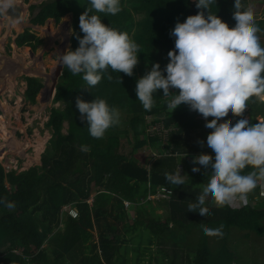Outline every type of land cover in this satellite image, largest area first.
Listing matches in <instances>:
<instances>
[{
	"label": "trees",
	"instance_id": "1",
	"mask_svg": "<svg viewBox=\"0 0 264 264\" xmlns=\"http://www.w3.org/2000/svg\"><path fill=\"white\" fill-rule=\"evenodd\" d=\"M88 7V0H48L39 5L29 4L28 9L33 12L37 8L35 13L29 14L33 25L42 26L50 20L46 28L40 27L50 39L54 36L50 33L53 27L48 28L52 19L61 28H69L70 46L74 50L78 40L73 30L83 36L79 16ZM121 9L116 15H98L105 24L120 31H131L130 38L139 45L141 52L131 76L109 69L112 79L104 76L90 89L84 87L80 75L73 76L66 67L56 87H48L37 77H23L25 100L35 104L39 96L48 101L45 105H50L45 126L51 130V138L40 156L39 166L7 172L0 163V198L15 205L12 209L0 205V245L7 242V247L0 252V264H140L145 250H150L152 244L160 253L153 258L155 264L186 261L188 264H238L236 253L227 244L229 231H237L243 238L264 235V196L256 205L252 202L259 186L248 194L247 204L240 208L217 207L208 201L204 207L211 212L210 216L200 218L197 213L187 211L188 204L196 202L208 179L202 166L200 171L193 172L187 159L208 152L206 137L211 130L205 127L206 119L186 104L171 112L167 107L170 97L163 96L162 89L154 93L155 104L150 111L137 99L136 73L140 71L144 75L149 71L156 56L163 60L161 69L165 68L169 61L167 53L174 48L171 30L177 21L183 22L188 15L200 11L195 0H121ZM210 10L233 27L230 22L235 21L234 0H216ZM204 11L207 15V10ZM136 15L140 18L136 19ZM256 23L264 29V19ZM34 39V33L26 29L13 42L18 47H28L33 53ZM34 54L33 60L37 61L39 54ZM170 91L179 92L171 88ZM78 96L85 101L103 98L110 106L126 113L129 131L116 132L118 125H115L103 138H93L87 121L81 119L76 108ZM56 103L63 106L54 107ZM243 113H248L251 120L257 116L264 120V104L252 98ZM227 119H234L230 123L234 124L239 117L230 113ZM223 122L218 121V124ZM64 123L67 124L65 133L62 132ZM149 124L161 126L159 130L148 132ZM121 134L127 145L132 142L128 155L120 151ZM81 145L88 146L89 151H81ZM50 146L52 151L48 153ZM145 146L151 153L148 156L143 153L140 163L133 151ZM183 167L184 185H169L166 174ZM243 171L253 169L246 167ZM92 187L95 193L92 203L88 204ZM163 187L169 195L155 199L166 209L161 216L154 212L152 201L145 200L144 204L140 200L160 192ZM262 187L264 189V179ZM123 200L133 204L135 217L130 224L122 225V232L130 236L129 241L134 242V237H138L131 247L125 245L123 252H119L120 235L115 230L110 231L112 224L107 219L126 221ZM66 205L74 206L75 217L62 209ZM221 225L219 241L211 248L209 235L203 229H217ZM105 231L110 233L104 236ZM142 240L146 242L144 245ZM167 242L173 247L170 251H165ZM43 244L47 247L42 248ZM130 250L135 252L133 259L127 257Z\"/></svg>",
	"mask_w": 264,
	"mask_h": 264
},
{
	"label": "clouds",
	"instance_id": "2",
	"mask_svg": "<svg viewBox=\"0 0 264 264\" xmlns=\"http://www.w3.org/2000/svg\"><path fill=\"white\" fill-rule=\"evenodd\" d=\"M88 3L90 7L79 16L83 36L73 30L78 47L73 50L69 46L59 53L58 64L73 76L80 75L84 87L90 89L104 76L112 79L109 69L131 76L141 51L127 32L103 23L98 15H116L122 10L121 0H88ZM213 4L216 5V0H195L200 11L188 15L183 22L177 21L171 30L174 48L167 53L169 61L165 68L162 70L159 62L153 63L137 80L135 89L146 111L155 104L154 93L162 89L163 96L170 97L167 107L171 112L183 103L206 119L205 127L211 130L206 137L208 152L193 157L192 171L198 172L202 166L208 179L196 202L187 207V211L197 213L200 218L211 215L204 207L208 201L217 207L240 208L231 204L235 199L247 204L248 194L264 179V120L249 124L248 119H241L250 99L264 104V45L258 35L264 30L256 23L250 7L242 10L241 0H234L233 27L211 12ZM15 5L14 0H0V14L8 15L7 10ZM170 88L178 89V94ZM76 108L81 119L87 121L89 134L96 139L103 138L120 121L119 111L103 98L85 101L78 96ZM230 113L239 120L234 124H230L234 119L218 124ZM80 150L87 152L89 148L81 145ZM246 167L253 171L245 173ZM165 178L175 187L185 182L180 168ZM122 203L126 211L133 210L131 202ZM0 205L15 207L3 198ZM222 227L203 231L209 235L222 234Z\"/></svg>",
	"mask_w": 264,
	"mask_h": 264
},
{
	"label": "rangeland",
	"instance_id": "3",
	"mask_svg": "<svg viewBox=\"0 0 264 264\" xmlns=\"http://www.w3.org/2000/svg\"><path fill=\"white\" fill-rule=\"evenodd\" d=\"M45 1L48 0H21V22L14 27L11 23H9V20L17 19L16 17H10V15L0 14V61L4 58L3 68L0 64V70H2L0 80V111L4 114L6 121V129L1 130L2 135L0 132V163L3 166L4 170H7V172L11 170L19 172L27 170L30 166L33 165L39 166L40 156L45 150L46 144L50 141L51 138V130L45 126L49 115L50 105H45L44 102L48 101L41 100V98H39L38 96V102L35 104H30L23 97V92L25 90L26 85L23 77L25 76H33L40 78L44 83H47L48 87L49 85H51V83L56 87L59 81L58 79L52 80V74L54 73L55 66L58 62L57 58L59 56L62 42L67 37V35H69V33L71 34V30L69 28H61V25H56L55 22L52 20L50 25H48V28L50 26L53 27L52 30L55 33L50 30V33L54 35L53 38L50 39L47 37L45 29L42 30L40 28H46V24L50 20L45 21L44 25L42 26H36L30 22L29 14L35 13L37 8H34L33 12L29 11V4L39 5ZM14 3L18 4L16 2ZM242 6L243 9L250 7L253 10L255 21L259 19H264V0H244ZM7 18L9 19L8 22H6ZM135 18L139 19L140 16L136 15ZM25 22L27 23L26 26H24ZM230 23L233 26L235 25V21ZM26 29H28L30 32H33L35 35V39L33 41L35 44V49L33 53H31L29 49L28 53L23 52L22 49H27L28 47H18L13 42L15 37ZM127 33L129 36H131V31H128ZM259 36L261 44L264 45V31H261V34ZM172 40L175 41V37ZM34 53L39 54L37 57V61H34L36 58V55ZM156 62H159L160 66L163 64V60L159 56H156L154 63ZM32 67H34L35 72H32ZM141 76H143V73H140V71H138L136 73V78L139 79ZM41 94L42 92L40 93V95ZM18 96H20V101H17ZM5 103L6 105L4 106ZM53 106L62 107L63 105H61L60 103H56ZM118 111L120 113V121L117 124L118 127L116 129V132H121L122 130L126 129L127 131H129L127 125V114L123 113L120 110ZM150 119L151 117L148 116L147 121L149 123ZM241 119H248L249 124H254L258 122V120H263L261 116H257L254 120H251V117L248 113L242 114ZM224 122H230V119L224 120ZM159 126L161 125L149 124L148 132L159 130ZM66 128L67 124L64 123L62 128L63 133L66 132ZM120 136L123 137L121 138L122 143L120 151L128 155L132 142L130 141V145H127L126 141L124 140L125 136L123 134H121ZM51 151L52 147L50 146L48 148V153H50ZM143 153L147 154L148 156L151 153L150 148L145 146L139 150L133 151V154L138 157L139 162V159L141 158V155ZM193 157L194 156H190L187 159V164H190V169H192L193 167ZM180 172L181 175H184V167L183 169H180ZM262 183L263 179L258 181V186L260 187V189L258 190V195L253 194V205H256V202L263 200L264 189L262 187ZM94 193V187H92V194H90V197L87 200L88 204L92 203ZM155 198V195L152 197H146L145 199H141L140 203H144L145 200L152 201L150 204L155 207L154 212L163 216L166 212V209L162 203L156 202ZM231 204L236 207L244 205V203L241 202L239 199L233 200ZM145 207H147V205H145ZM66 208V210H68L69 208H74V206L69 205L66 206ZM117 212L118 211L115 209L114 214H116ZM126 212V221L119 219L116 220L112 217H108L107 219L110 220L112 224L110 231L115 230V232L119 233L120 235L119 252H123L125 245L131 247L134 243H136L135 240L138 237V235L134 237V242L129 241L130 236H126V234H123L122 232V225L125 222L130 224L134 219L133 217H135L134 206L133 210H127ZM110 231H105L104 236H107ZM216 240L219 241V234H213L208 236V241L211 248L217 244ZM226 240L230 250L236 253V256L238 257L239 261L238 264H264V235L261 237L251 235L250 237L243 238L239 235L237 231L232 230L229 231ZM141 242L142 245L146 243L143 240ZM167 244L168 246L165 247V251H170L173 247L171 246L170 242H167ZM6 247L7 242L5 240L0 245V252ZM46 247L47 245L43 244L42 248ZM149 249L150 250L148 251L145 250V253L143 255V261L140 264H155L153 258L158 256L160 253L158 252V249L154 244H152ZM177 250L180 254H182V251H180L179 249ZM190 251H193V249ZM134 253L135 252L133 250H130L127 257L129 259H133ZM66 259H68V257ZM181 261H183L182 258ZM165 264L167 263L165 262ZM182 264L188 263L186 261Z\"/></svg>",
	"mask_w": 264,
	"mask_h": 264
},
{
	"label": "water",
	"instance_id": "4",
	"mask_svg": "<svg viewBox=\"0 0 264 264\" xmlns=\"http://www.w3.org/2000/svg\"><path fill=\"white\" fill-rule=\"evenodd\" d=\"M20 13H21V7L18 5H15L14 7L10 6V8L7 10V14L10 15V17H16L17 20H20ZM70 45H71V36L69 33V35H67V37L63 40L59 53L65 52ZM57 61H58V58H57ZM62 70H63V67L59 66L57 62L55 66V71L52 74V78L58 79L59 76L62 74ZM51 85L52 87H55L53 84Z\"/></svg>",
	"mask_w": 264,
	"mask_h": 264
},
{
	"label": "bare ground",
	"instance_id": "5",
	"mask_svg": "<svg viewBox=\"0 0 264 264\" xmlns=\"http://www.w3.org/2000/svg\"><path fill=\"white\" fill-rule=\"evenodd\" d=\"M14 2H16V3H18V4H16V5H18V6H20L21 7V5H20V3H21V0H14ZM21 10H22V7H21ZM8 18L6 19V22H8ZM10 22L9 23H11L12 24V26L14 27V26H17V24L18 23H20L21 22V13H20V20H17V19H12V20H9ZM12 27V28H13ZM23 50V52H26V53H28V50L27 49H22ZM31 56V55H30ZM32 62V61H31ZM0 64H1V66H2V68H3V66H4V58H3V60H1L0 61ZM10 64V63H9ZM28 65V64H27ZM26 65V66H27ZM33 65V64H32ZM9 69H10V66H9ZM36 69V68H35ZM31 70H32V72L34 71L35 72V70H34V67H32L31 68ZM1 73H2V70H0V80H1ZM5 74V73H4ZM17 101H20V96H18L17 97ZM6 105V103L4 104V106ZM4 110V109H3ZM6 129V121H5V117H4V114L3 113H1V111H0V132H1V135H2V131L1 130H5Z\"/></svg>",
	"mask_w": 264,
	"mask_h": 264
},
{
	"label": "built area",
	"instance_id": "6",
	"mask_svg": "<svg viewBox=\"0 0 264 264\" xmlns=\"http://www.w3.org/2000/svg\"><path fill=\"white\" fill-rule=\"evenodd\" d=\"M156 196L155 199L159 198V197H167L169 195V191L163 187L161 188V191L160 192H157L156 194H154ZM153 194L151 195H147V197H152L154 196ZM126 205H128V202H125ZM68 206V205H66ZM66 206H63V210L65 211L67 208ZM66 213L71 216V217H75L76 216V209L75 208H69L68 210H66Z\"/></svg>",
	"mask_w": 264,
	"mask_h": 264
},
{
	"label": "crops",
	"instance_id": "7",
	"mask_svg": "<svg viewBox=\"0 0 264 264\" xmlns=\"http://www.w3.org/2000/svg\"><path fill=\"white\" fill-rule=\"evenodd\" d=\"M36 68V67H35Z\"/></svg>",
	"mask_w": 264,
	"mask_h": 264
}]
</instances>
